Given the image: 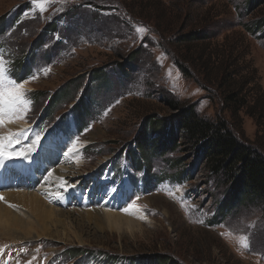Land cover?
<instances>
[{
    "label": "rangeland",
    "instance_id": "rangeland-1",
    "mask_svg": "<svg viewBox=\"0 0 264 264\" xmlns=\"http://www.w3.org/2000/svg\"><path fill=\"white\" fill-rule=\"evenodd\" d=\"M261 19L264 0H0V160L47 137L35 168L3 159L0 190L60 166L71 187L43 219L0 198L31 228L0 227V264H264V202L236 196L177 123L193 105L264 156ZM226 62L235 76L218 86ZM227 93L246 100L235 115ZM150 120L158 148L140 150ZM92 207L126 214L132 231L104 227Z\"/></svg>",
    "mask_w": 264,
    "mask_h": 264
},
{
    "label": "trees",
    "instance_id": "trees-1",
    "mask_svg": "<svg viewBox=\"0 0 264 264\" xmlns=\"http://www.w3.org/2000/svg\"><path fill=\"white\" fill-rule=\"evenodd\" d=\"M260 1L261 0H257V2ZM258 25V28L263 26L264 19L259 21ZM54 26V23H48L45 26V30L54 31ZM243 28H245V30H251L247 27V25H243ZM253 30H257L256 26H254ZM3 31L4 28L2 23H0V33ZM187 38L188 41H198L203 40L205 37L199 32H192L187 36ZM229 53H231V51ZM229 66L230 64L226 62L220 69L219 78L216 79L218 80V86H222L226 80L228 81L229 78L232 79L235 76L234 73L229 70ZM225 95L228 97L225 96L224 98H227V100L229 99L231 102V115H235L236 111L246 104V100H238L234 98L236 96L235 93H227ZM181 113V119L177 121L179 124V129L184 130L186 136L194 142H202L206 148V154L215 160V171L222 169L224 170L225 174L230 175L231 181H233V193L236 196L251 194L252 196H255L264 202V156H261L237 140L235 136L228 130L225 120H212L200 117L195 112L193 105L186 107ZM148 122L149 125L147 128H149V132H153V136L150 139H146L141 135L140 142L137 139V144L138 146L140 145V150H147V146L149 145H152L153 149L158 148V146H154V144H157L156 135L161 132V129L159 130L160 126H158L159 122L157 120H150ZM168 134L169 137L174 136V129L170 128L167 135ZM138 161L140 163L141 159L137 160V162ZM75 251L81 252L83 249L77 248ZM164 261L165 260H163V263H160L159 258L157 263L166 264Z\"/></svg>",
    "mask_w": 264,
    "mask_h": 264
},
{
    "label": "bare ground",
    "instance_id": "bare-ground-1",
    "mask_svg": "<svg viewBox=\"0 0 264 264\" xmlns=\"http://www.w3.org/2000/svg\"><path fill=\"white\" fill-rule=\"evenodd\" d=\"M26 126H28V125L26 124ZM6 127L9 129V125H6ZM46 140H47V137L38 138V139L31 138L30 139L31 144L33 143L34 145H31V144L28 145L27 150L23 152L21 157H19L17 153H9L8 152L5 154H2L3 156H1V160H0V182L2 183L5 181V179L2 178V176H1L2 175L1 172H2L3 168H5L8 165L14 164L15 166H19V168H16L15 170L25 171V169H23V168H25V163H29L30 161H32V165L35 168L36 163H37V160H36V155H38L37 152H38L39 148H41V146L44 145ZM35 153H37V154H35ZM34 154H35V156H34ZM6 157L7 158L12 157L10 160H14V161H11V164H10V161L3 160ZM48 159H51L48 161H52L53 157L52 158L49 157ZM38 160H40V159H38ZM46 166H47V170H48V167H50L51 165H50V163H48ZM39 167L40 166H37V169H39ZM41 167L43 169L45 166L43 165ZM51 168L52 169H50L49 172H47V173L45 172L47 174V176L45 175L44 177H42L44 179H40V181L34 180L32 182L31 180L29 181L27 179L26 183L22 184V182L26 179L25 177H23L20 179V183H19L20 185L18 184L20 189L9 188V187L8 188H2L0 190V195H2V196H0V198H2V199L5 198L6 202L9 203L10 205H13V204L14 205H22V206L26 205L28 212L31 215H33L39 219H43L44 217H47L49 215H53V214L55 215L56 209H54L53 206H51L49 204L52 202L51 196L53 198L57 197V199H60L63 196L67 195V193H69L71 187L67 186L64 183L63 179H61L62 178L61 172L64 169H66V167L64 168V167L60 166V169L59 168L58 169L53 168V167H51ZM31 171L34 172L32 170V168H31ZM34 173H36V172H34ZM20 174H21V172L16 173V174L14 173V175L16 177H19ZM38 174H35L37 179H39ZM16 177L14 178V180L16 179ZM45 185H46V187L48 186L49 188L48 187L47 188L42 187ZM1 186H3V185H0V187ZM30 187L32 189L34 187L39 191L44 190V191H42V193L47 192V195L44 193V196H41L40 192H36V191H33L32 189L31 190L28 189ZM66 187H68V188H66ZM47 189L49 191H47ZM69 196H70V194H69ZM71 197L72 196L68 197V202L71 200ZM49 199L51 202L49 201ZM2 205L3 204H1V202H0V227L5 229V233H7L8 235H11V237L13 236L14 238L19 237L18 236L19 234L17 235L16 230H18V231L22 230L26 234H28L30 232L31 228L27 226V225H29L28 221L24 220V213L18 212L17 210H14V209L11 210L10 208L2 206ZM92 211L94 212L95 215H97L96 216L97 219L99 220V222H101V224L104 227H108V228L115 230L117 232H121V231H123V229H126L127 231H132L133 226L131 225V218H129L126 214H121V213H116V212L114 213V212H111L108 210H100L99 208H93V207H92ZM89 214H93V213L90 212ZM48 229L49 228L46 225L44 226V224H41V228H40L41 234H47V232L49 231ZM19 238H22V237L20 236Z\"/></svg>",
    "mask_w": 264,
    "mask_h": 264
},
{
    "label": "snow or ice",
    "instance_id": "snow-or-ice-1",
    "mask_svg": "<svg viewBox=\"0 0 264 264\" xmlns=\"http://www.w3.org/2000/svg\"><path fill=\"white\" fill-rule=\"evenodd\" d=\"M20 87L22 88V87H23V85L21 84V85H20Z\"/></svg>",
    "mask_w": 264,
    "mask_h": 264
}]
</instances>
